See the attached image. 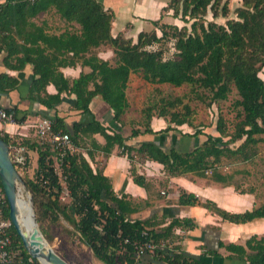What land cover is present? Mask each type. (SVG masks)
I'll use <instances>...</instances> for the list:
<instances>
[{
    "label": "trees",
    "instance_id": "obj_1",
    "mask_svg": "<svg viewBox=\"0 0 264 264\" xmlns=\"http://www.w3.org/2000/svg\"><path fill=\"white\" fill-rule=\"evenodd\" d=\"M169 10L173 18L182 21L180 26L161 21L163 13ZM207 11L213 17L227 18L228 1L169 0L160 17L152 21L155 28L140 31L133 40L120 32L114 36L111 34L114 14L99 0L0 1V51H6L3 63L17 68V64L9 63L14 56L20 65L32 64L36 76L30 82L27 97L47 109H55L62 92L75 95L73 107L80 112H87L92 98L100 96L112 109L113 120L121 122V116L129 106L126 89L131 73L139 74L151 84L167 83L175 87L185 84L189 86L192 98L202 102L208 99V104L226 99L232 86L238 94L233 101L236 114L232 129L229 130L225 118L219 113L215 121L217 136L203 133L200 126L193 123L194 110L182 96L163 95L149 100L140 109L143 129L132 128L127 136L120 131L107 132V128L94 118L86 123L74 121L67 124L56 112L46 115L51 120V129L66 132L74 146L73 151H66L58 161L55 150L39 143L33 176L25 178L38 225L48 240L51 237L43 228L44 220L49 215L56 217L60 214L73 224L80 240L105 264H207L200 255L190 254L176 243L180 239L176 229L193 227L192 219L173 217L165 223L156 215L145 219L132 218L130 215L138 208L124 194L117 196L111 180L100 169L93 170L80 151L84 149L90 159L93 150L101 151L105 158L116 145L119 153L131 163L133 181L145 188V177L136 172L134 162L150 159L161 163L168 176L193 173L243 191L232 182L234 171L222 172L220 166L224 165L223 160H251L256 154L255 146L262 141L261 135L264 134V79L259 75L260 72L264 74V0H241L234 10L235 17L227 18L225 23L206 20ZM49 12L68 23L69 28L54 33L47 30L45 22L36 21L40 14ZM167 43L173 49L168 55L163 49ZM101 44L112 50L113 63L96 56L93 48ZM48 49H51L52 57L44 55ZM18 53L22 56L18 57ZM58 54L69 59L81 58V63L91 70L81 72L72 80L66 79L56 68L73 62L55 63ZM48 83L54 84L55 93L46 92ZM17 85L15 77L0 73V89L10 90ZM5 109L13 112L14 121H22L25 117V114H18L16 107ZM154 116L167 123L157 132L150 127ZM183 124L192 127L193 132L178 130L177 126ZM170 130L189 137L204 134L205 138L188 150L172 145L164 148L163 144L154 141H141L137 145L126 143L128 136L140 132ZM93 133L104 137L103 145L92 138ZM0 138L8 144L22 145L6 133H0ZM85 138H89L90 146L84 144ZM237 141H240L238 145L230 146ZM24 154L25 166L28 157L26 151ZM56 162L60 175L54 172ZM208 169L210 174L205 173ZM63 189H66L69 201L60 204L58 197ZM178 203L200 204L236 223L264 217V204L231 213L220 209L211 200L201 201L184 190H179ZM4 215L8 217L7 204ZM8 232L11 237L9 250L17 264H40L25 250L12 224ZM148 241L156 246L139 252V246ZM160 241L164 244L161 245ZM220 245L234 252L238 259L234 264H264V234L252 235L245 241V246Z\"/></svg>",
    "mask_w": 264,
    "mask_h": 264
},
{
    "label": "crops",
    "instance_id": "obj_2",
    "mask_svg": "<svg viewBox=\"0 0 264 264\" xmlns=\"http://www.w3.org/2000/svg\"><path fill=\"white\" fill-rule=\"evenodd\" d=\"M99 1L106 10L112 11L114 14L111 22V34L114 36L120 32L125 37L135 40L140 31H150L155 28L152 21L160 17L169 0ZM170 15L171 10L163 13L161 21L176 23L178 19H169ZM36 21L38 23L45 22L47 30L54 33H59L70 26L53 12L40 14ZM72 25L77 26L76 23H72ZM156 31L159 34V31ZM93 50L97 57L113 63V52L106 45L101 44ZM51 53V49H48L44 55L47 56L48 54V57H52ZM5 55L6 51L1 50L0 73L4 72L15 77L18 80V85L10 90L0 89V107H16L18 114H25V117L22 121H0V133H6L15 142H22L32 170L36 167V147L39 144L35 125L39 119L46 117V115L51 116L54 112L64 117L67 124L74 121L86 123L93 118L97 119L107 128V132L120 131L124 136H127L132 128L143 129L140 119H133L134 117L129 114L130 105L121 116V122H117L113 120L112 109L100 96L92 98L87 112H80L73 107L75 95L62 92L61 101L55 106V109H47L43 104L27 97L30 82L36 76L32 64L26 62L20 65L16 61V57L12 56L9 63L17 64L18 67H8L3 63ZM17 56L21 57L22 53H18ZM69 60L73 63L58 65L56 68L66 79L72 80L77 78L81 72L88 73L91 70L88 65L81 63V58L69 59V57L58 54L54 61L57 63V61ZM135 74L131 73L130 79ZM89 88H92V85H89ZM45 90L47 93L53 94L56 92V87L53 83H48ZM127 90L128 86L126 96ZM166 125V121L161 117L154 116L150 121L151 129L156 132L162 130ZM181 132L185 133V131ZM92 138L100 145L105 142L104 137L99 133H93ZM141 141H154L163 144L164 148H169L172 145L180 150H188L202 140L199 136H182L176 130L161 133L140 132L138 135L128 136L126 139V143L132 145H137ZM89 142V138L84 139L86 146H90ZM80 151L93 170L100 169L102 174L111 180L113 191L117 196L124 194L138 208L130 215L132 218L145 219L156 215L165 223L173 217L192 219L195 223L193 227L176 229V233L180 237L176 243L181 245L186 252L200 255L207 264H234L238 262L234 252L220 245V243L245 246V241L252 235L261 236L264 234V217L236 223L223 219L219 214L200 204L185 205L178 203L179 190H184L187 193H193L201 201L211 200L217 207L227 212L240 213L264 204V201L261 202L253 192H240L233 185H225L208 176H199L193 173L168 176L161 163L150 159L134 162L136 172L145 177L147 182V188H145L133 181L130 173L131 163L125 155L119 153V148L116 145L105 158L101 151L93 150L92 159L89 158L84 149H80Z\"/></svg>",
    "mask_w": 264,
    "mask_h": 264
},
{
    "label": "rangeland",
    "instance_id": "obj_3",
    "mask_svg": "<svg viewBox=\"0 0 264 264\" xmlns=\"http://www.w3.org/2000/svg\"><path fill=\"white\" fill-rule=\"evenodd\" d=\"M227 1L229 8L227 18L235 17L234 10L240 5L241 0ZM227 18L222 16L213 17L210 11H207L205 16L206 20H213L218 23H225ZM169 19H173V17L170 15ZM176 24L180 26L182 21L178 20L176 21ZM163 49L166 55L173 51L170 43L163 45ZM259 75L264 79V74L262 72H260ZM128 83L127 98L129 105L131 106V109L128 110L130 111L129 114L134 117L133 119H141L140 109L151 99L163 95L169 97L182 96L184 102L189 103L194 110L192 115L193 123L200 126L203 133H208L212 136L218 135L215 131V121L219 113L225 118L229 130L232 129L236 114V109L233 107V101L238 98L236 89L233 86L226 99L217 100L208 104V99L202 102L192 98L191 94H189L190 88L185 84L178 87L167 83L151 84L144 81L137 73L131 77ZM177 128L189 133L194 130L186 124L177 126ZM198 136L200 140L205 138L204 134ZM261 136L262 141L255 146L256 154L251 160H223L222 164H224L223 166H227V168L220 166V170L225 173L234 171L232 182L237 184L239 189L243 191H252L262 202L264 201V134ZM239 143L240 141H237L230 146H236ZM15 167L24 181L25 178L33 176L34 170L31 169L29 163L25 166L22 165V167L19 164H15ZM25 190L30 192L27 186H25ZM68 201L69 198L63 189L59 193L58 202L64 204ZM43 228L45 229L46 234L51 237V240H48L41 231L48 244L68 263L105 264L92 254L90 248L80 240L73 224L62 215L57 214L56 217H52V215L47 216L44 220Z\"/></svg>",
    "mask_w": 264,
    "mask_h": 264
},
{
    "label": "water",
    "instance_id": "obj_4",
    "mask_svg": "<svg viewBox=\"0 0 264 264\" xmlns=\"http://www.w3.org/2000/svg\"><path fill=\"white\" fill-rule=\"evenodd\" d=\"M0 185L6 198L10 223L30 256L40 264H70L53 250L43 236L36 219L31 193L27 192L25 199L18 196L19 185L25 188L26 184L11 160L8 143L2 138Z\"/></svg>",
    "mask_w": 264,
    "mask_h": 264
},
{
    "label": "built area",
    "instance_id": "obj_5",
    "mask_svg": "<svg viewBox=\"0 0 264 264\" xmlns=\"http://www.w3.org/2000/svg\"><path fill=\"white\" fill-rule=\"evenodd\" d=\"M0 121L12 122L13 112L7 111L5 108L0 107ZM36 135L38 142L42 145H48L50 150H55L57 155V160L60 161L66 151H73L74 146L70 141L69 135L61 130L51 129V120L47 117H43L38 120L35 125ZM9 153L13 164H19L21 167L25 164V154L24 147L22 145L8 144ZM136 157V156H135ZM227 168V166H223ZM222 168V169H223ZM54 172L60 175L59 163L56 162L54 165ZM211 170H205L206 174H210ZM66 192V189H64ZM163 193V192H162ZM7 204L6 198L2 188H0V264H17L14 259V254L9 250L11 243L10 233L8 228L11 225L8 217L4 215V207ZM163 245L164 242L160 241ZM156 244L152 241L142 243L138 250L142 252L143 250H152Z\"/></svg>",
    "mask_w": 264,
    "mask_h": 264
},
{
    "label": "bare ground",
    "instance_id": "obj_6",
    "mask_svg": "<svg viewBox=\"0 0 264 264\" xmlns=\"http://www.w3.org/2000/svg\"><path fill=\"white\" fill-rule=\"evenodd\" d=\"M18 196L21 198V199H25L26 196H27V191L25 190V188L21 185H19V190H18ZM48 264V263H47Z\"/></svg>",
    "mask_w": 264,
    "mask_h": 264
}]
</instances>
